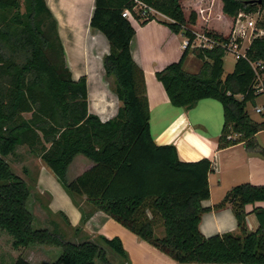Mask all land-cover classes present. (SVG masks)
I'll use <instances>...</instances> for the list:
<instances>
[{
	"label": "trees",
	"instance_id": "1",
	"mask_svg": "<svg viewBox=\"0 0 264 264\" xmlns=\"http://www.w3.org/2000/svg\"><path fill=\"white\" fill-rule=\"evenodd\" d=\"M221 2L223 14L231 19L240 12L264 14V0ZM138 3L169 19L159 23L173 34L194 38L185 28L180 0H94L90 29L101 33L109 44L103 69L106 78L113 80L112 91L121 103L116 116L102 122L88 112L86 78L72 79L57 22L45 1L0 0V232L12 238L14 249H60L53 264H111L108 254L129 262L117 238L100 236L72 243L63 240L56 223L53 232L32 227L28 184L7 161L18 147L25 146L53 173L81 212L76 234L93 213L101 212L177 264H264V209L254 206L264 203V186L232 187L214 209H231L238 233L206 238L199 226L208 211L202 202L210 197L208 175L213 165L207 159L182 162L174 146H158L151 137L144 74L130 52L135 30L122 17L129 10L141 26L155 20L154 15L142 16L146 11L142 8L136 11ZM195 21L191 13L188 23ZM257 27L264 30V22ZM210 34L217 41H228ZM189 55L201 62L195 74L184 70ZM224 57L221 48L185 49L178 62L156 72L155 78L174 108L192 110L202 100L220 103L219 150L243 143L248 152L264 157V149L255 141L264 131V121H253L246 111L260 96L253 90L250 63L264 65V38L254 39L246 59L237 60L226 75ZM77 156L92 166L68 181L67 168ZM80 201L91 211L83 212ZM250 205L258 222L255 231L249 230L246 221ZM10 264L30 263L19 255Z\"/></svg>",
	"mask_w": 264,
	"mask_h": 264
},
{
	"label": "crops",
	"instance_id": "2",
	"mask_svg": "<svg viewBox=\"0 0 264 264\" xmlns=\"http://www.w3.org/2000/svg\"><path fill=\"white\" fill-rule=\"evenodd\" d=\"M44 1L57 22L58 35L72 79L77 81L81 77L86 78L88 112L98 116L102 122L114 118L121 103L106 80L103 69L102 62L103 58L109 54V44L101 33L93 32L90 29L94 0ZM180 5L187 22L185 28L191 33L214 32L223 37L229 35L232 19L223 14L221 0H180ZM85 6L90 10L85 21L80 22L79 16L82 15ZM191 13L196 15L194 24L188 23ZM154 15L157 16L155 20L144 26L139 23H131L135 30V36L130 44L132 59L144 74L150 111L151 137L158 146H174L178 158L182 162H198L201 159L211 162L214 170L208 175L210 197L202 202V206L208 211L202 215L200 232L206 238L227 233L237 234V224L231 209L215 210L214 207L223 200L232 187L242 184L264 186V157L258 153L248 152L243 143L222 150L218 149L222 124H219V113L214 105L205 103L211 100L198 102L192 110L174 108L170 105L162 85L155 78V73L180 60L184 38L182 35L173 34L165 25L159 23H167L169 19L156 12ZM224 20H230L228 32H224L221 28ZM196 60L194 56L189 55L184 63V70L192 74L197 73L201 62ZM235 63L231 72L234 70ZM261 97H264V94L251 103L255 113V106L264 108L256 102ZM238 99L241 98L238 97ZM199 106L212 109V112L204 114L202 109L199 110ZM246 111L249 115L247 108ZM263 113L256 114L262 117ZM263 121L262 118L255 122ZM256 143L264 149V145H260L257 141ZM22 147L25 146L18 148ZM15 153L9 158L15 156ZM33 159H36L37 164L35 176H32L27 169H22L27 181L16 175L27 184L31 183V178H33L32 183L36 182L34 187L36 192L50 196L49 211L52 214L62 213L68 220L69 224L66 225L69 232L67 236L71 238L68 240L69 242L80 243L87 239L93 241L98 236L107 239L117 238L128 257L129 262L126 264H177L146 242L138 240L135 235L101 212L93 213L81 228L82 232L76 234L74 229L80 225L81 212L74 206L44 163L38 158L33 157ZM90 166L92 163L83 156L75 157L67 168V180H75ZM70 172L73 174L70 175ZM30 185L28 184L29 188ZM254 206L264 209V203H257ZM81 208L85 213L91 210L83 203ZM253 208L251 205L246 207L248 213L246 221L251 231L258 228V222L252 214ZM62 235L65 236L63 233Z\"/></svg>",
	"mask_w": 264,
	"mask_h": 264
},
{
	"label": "rangeland",
	"instance_id": "3",
	"mask_svg": "<svg viewBox=\"0 0 264 264\" xmlns=\"http://www.w3.org/2000/svg\"><path fill=\"white\" fill-rule=\"evenodd\" d=\"M139 8L140 7H137L135 10L139 11ZM89 10L90 9L87 6H85L83 8L82 15L79 16L80 22L85 21V17H86V15H88ZM154 16H155V18L157 17L156 15H154ZM256 18H257L256 23L264 22V14L263 13L258 14V16ZM232 24H233V19H232ZM221 25H222L221 26L222 30L224 32H228L230 20L229 21L224 20L223 24H221ZM69 26H71V25H69ZM230 33H231V30H230ZM230 33H229V35H230ZM228 36H226V37H228ZM234 63H235V58L231 54H225V57H224V73H225V75L229 74L231 72V70L233 69ZM198 64H199V62H198ZM106 80L111 85V88H113V85H112L113 80H111L110 78H106ZM256 102L259 105H262L264 107V97H261ZM205 103H210V104L214 105L215 109H217V111L219 113V124L220 125L222 124L221 126H223L222 107H221L220 103L213 101V100L206 101ZM203 107H205V106H199V110L202 109V113L205 114L208 112H212V109H207V108H203ZM261 109L264 112V108H261ZM247 110L249 111V115H250L251 119H253L254 121L262 119L261 115H258L253 111L254 107L252 106L251 103H249L247 105ZM197 111H198V108H197ZM26 117H28V116H26ZM256 141L260 145H264V131L258 133ZM15 154L16 155L11 157V158L8 157V162L10 164L12 171L15 174L24 178V174L22 173V169H27L31 173L32 176H35L36 169H37L36 159H33V156H31V154L27 150V147L18 148V150L16 151ZM72 174L73 173L70 172V175H72ZM32 180H33V178H31V183L30 182L28 183V184H31L30 185L31 187L28 188L29 192H30V198H29V201L27 203L28 210L33 216L32 227L34 229H45L46 228L50 232H53L54 227H53L52 223H54V224L56 223L58 225V229H59V232L61 234V237L63 236L62 233L65 235L62 237V238H64L63 240L64 241L70 240L71 239L70 236H67V235H69L68 234L69 233L68 228H67L66 223L64 222L63 217H61L62 215H60L59 213L58 214L57 213L52 214L49 211V209H48V203L50 201V200H48L49 195L48 194L47 195L38 194L36 192V190L34 189L36 182L32 183ZM82 203L83 202L80 201V204H82ZM53 207L55 208V206H53ZM156 235L158 237L162 236L161 230L156 231ZM98 237H95L94 240L97 239ZM60 254H61L60 249L55 248V247L54 248L48 247V246H30L26 249H23V248L14 249L12 247V238L8 234L0 232V263L1 264H2V262L4 264H10L11 261L19 255H21L22 258L24 260H26L27 262H29L30 264H53L57 260V258L59 257ZM108 257H109V261L111 264H126L111 254H108ZM96 264H100V263L96 262Z\"/></svg>",
	"mask_w": 264,
	"mask_h": 264
},
{
	"label": "built area",
	"instance_id": "4",
	"mask_svg": "<svg viewBox=\"0 0 264 264\" xmlns=\"http://www.w3.org/2000/svg\"><path fill=\"white\" fill-rule=\"evenodd\" d=\"M138 7L146 10L142 16L148 14L154 15V11L146 8L144 5L138 3ZM257 14H246L240 12L236 18L233 19L231 26V33L227 42L217 41L210 33L194 34V38L189 40L183 37V50L188 49L194 51L212 50L221 48L225 54H231L235 60L246 59V50L249 48L251 42L257 38H264V30L257 27ZM122 17L127 19L130 23H138L133 14L129 10L122 13ZM254 72L255 78L253 82V90L256 95L264 93V65L261 62L250 63ZM256 113H262V109L255 106Z\"/></svg>",
	"mask_w": 264,
	"mask_h": 264
},
{
	"label": "bare ground",
	"instance_id": "5",
	"mask_svg": "<svg viewBox=\"0 0 264 264\" xmlns=\"http://www.w3.org/2000/svg\"><path fill=\"white\" fill-rule=\"evenodd\" d=\"M109 112V111H108Z\"/></svg>",
	"mask_w": 264,
	"mask_h": 264
}]
</instances>
